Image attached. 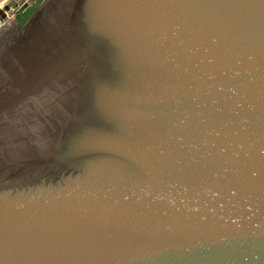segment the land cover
<instances>
[{"label":"water","instance_id":"water-1","mask_svg":"<svg viewBox=\"0 0 264 264\" xmlns=\"http://www.w3.org/2000/svg\"><path fill=\"white\" fill-rule=\"evenodd\" d=\"M32 6L0 8L3 264H264V0Z\"/></svg>","mask_w":264,"mask_h":264},{"label":"built area","instance_id":"built-area-1","mask_svg":"<svg viewBox=\"0 0 264 264\" xmlns=\"http://www.w3.org/2000/svg\"><path fill=\"white\" fill-rule=\"evenodd\" d=\"M11 0H0V8L2 9L3 6L7 3H9ZM17 3V7L16 8H10V10L8 12H6V16L4 18V22H11L12 18H13V14L15 13H19L21 11H23L21 9L22 5L24 3H26L28 0H15Z\"/></svg>","mask_w":264,"mask_h":264},{"label":"trees","instance_id":"trees-1","mask_svg":"<svg viewBox=\"0 0 264 264\" xmlns=\"http://www.w3.org/2000/svg\"><path fill=\"white\" fill-rule=\"evenodd\" d=\"M35 6V5H34ZM34 6L28 8L27 10L25 11H21L19 12V14L17 13V20L20 22V23H23L24 20L30 15L31 11L33 10Z\"/></svg>","mask_w":264,"mask_h":264},{"label":"snow or ice","instance_id":"snow-or-ice-1","mask_svg":"<svg viewBox=\"0 0 264 264\" xmlns=\"http://www.w3.org/2000/svg\"><path fill=\"white\" fill-rule=\"evenodd\" d=\"M3 233H4V225L0 223V250H2V246H3ZM0 264H3L2 260H0Z\"/></svg>","mask_w":264,"mask_h":264},{"label":"crops","instance_id":"crops-1","mask_svg":"<svg viewBox=\"0 0 264 264\" xmlns=\"http://www.w3.org/2000/svg\"><path fill=\"white\" fill-rule=\"evenodd\" d=\"M14 14H15V13H14ZM14 14H13V15H14ZM18 14H19V13H18ZM15 15H17V13H16Z\"/></svg>","mask_w":264,"mask_h":264},{"label":"flooded vegetation","instance_id":"flooded-vegetation-1","mask_svg":"<svg viewBox=\"0 0 264 264\" xmlns=\"http://www.w3.org/2000/svg\"><path fill=\"white\" fill-rule=\"evenodd\" d=\"M18 16V15H17Z\"/></svg>","mask_w":264,"mask_h":264}]
</instances>
